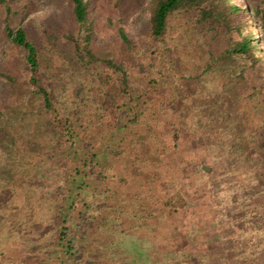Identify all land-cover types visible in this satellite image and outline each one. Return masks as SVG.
Masks as SVG:
<instances>
[{
	"label": "trees",
	"instance_id": "trees-1",
	"mask_svg": "<svg viewBox=\"0 0 264 264\" xmlns=\"http://www.w3.org/2000/svg\"><path fill=\"white\" fill-rule=\"evenodd\" d=\"M65 1L70 19L62 21L56 15L38 14L39 0H0L1 35L4 42L13 47L11 64L2 65L4 57L0 58V78L19 93H25L22 103L12 101L7 106L0 102V149L9 153L17 151L22 140L14 137L16 123L13 122L20 118L23 130H29L32 122L26 120L28 115L24 110L38 104L43 118L39 124L51 134L54 144V154L46 166L52 169L53 165L58 170L53 180L48 176L50 170L45 168L42 176L45 186L42 182L41 186L38 182L35 185L40 192L43 187L52 188L56 197L54 207L47 206L44 212L43 207L38 208V213H42L40 220L50 217L49 221H41L45 229L50 228L49 234L43 235L37 227H29L28 239L36 233L44 241L37 246L41 249L39 253L34 249L30 253V247L23 249L24 245L20 244V253L28 254H16L20 260L23 258L19 264L25 261L27 264H94V254L103 256L109 264H118L120 256L130 255L128 259L132 260L135 256L132 252L118 251L125 239L129 244L139 241L176 248L184 244L190 246L191 239L197 242L205 237L208 247L217 246L218 240L210 241L206 235L189 236L182 232L185 223L178 217H184L181 215L185 211L184 206L176 205V195L186 205V210L206 205L203 202L220 196L222 201L230 200L231 205L238 202L250 207L256 200L262 202L256 207L264 205V0L256 3L248 0H150L147 18L152 43L168 45L171 30L175 25L179 27L177 24L182 20L194 23L193 27L202 33H211L214 41L219 38L225 41L222 50L204 49L208 50L210 61L206 71L227 66L224 73L235 91L229 101L220 98L207 106L198 99L186 103L196 98L190 96L193 94L190 86L186 87L188 78L181 74V60L176 54L171 56L169 48L163 53L155 50L157 64H149L147 73L141 77L128 73L127 69L137 62L139 46L126 28L116 26L111 13L120 7L128 13L138 5L137 0ZM29 16L31 20L25 25L23 21ZM103 26L114 31L106 42L119 45L125 61L116 63L117 59H102L105 44L100 43L98 33ZM59 57L63 58L62 64L58 62ZM64 58L69 74L82 78L76 93L78 106L71 110L64 107L59 92L60 66ZM102 63L119 74L117 96L104 89L96 93L86 90L85 78H89L86 72ZM238 80L250 85L246 88L245 107L249 105L259 119L257 124L251 122L252 131L244 123L237 125L244 114ZM95 81L103 83L101 73L95 76ZM221 104H225L223 113L219 110ZM227 104L231 105L226 107ZM94 106H97V117L90 120L86 110ZM226 119L230 124L234 121L235 127H228ZM36 129L33 133L30 130L28 135L36 134ZM223 130L237 132V139L230 145L237 150L225 157L220 156V152L213 153L222 142L218 133ZM192 132L194 137L188 139ZM31 139V145L27 141L23 145L41 147L36 137ZM108 156H112L111 159ZM171 156H175L176 161ZM221 164L232 169L223 173ZM10 172L3 174L4 178L9 179ZM138 179L143 184H139ZM219 179H223L222 183L241 179L247 187L222 193ZM149 181L156 182L155 190L145 187ZM113 185L119 189L126 187V190L112 189ZM7 194L6 190L2 196ZM0 204V209L9 205L7 201ZM12 205L15 210V204ZM1 224L0 230L7 228ZM155 226H160L158 232L161 231L162 238L159 234L152 235ZM141 227L146 234L136 237L133 232ZM6 236L3 239L7 241L1 243L7 242V246L10 238ZM220 239L226 246L227 241ZM29 244L32 246V241ZM91 248L95 253L88 252ZM177 253L169 254L176 258L180 254ZM5 254L2 251L0 256L6 257ZM259 254L263 257L264 249Z\"/></svg>",
	"mask_w": 264,
	"mask_h": 264
},
{
	"label": "rangeland",
	"instance_id": "rangeland-1",
	"mask_svg": "<svg viewBox=\"0 0 264 264\" xmlns=\"http://www.w3.org/2000/svg\"><path fill=\"white\" fill-rule=\"evenodd\" d=\"M137 1L138 5L128 13H126L124 8L122 7H120L118 11L111 13L112 18L116 22V26L118 28H126L135 44L139 46V48L136 50L137 62L133 65V67L127 69L128 73L131 75L137 74L138 77H141V74L147 73L149 64H157V61L155 60H158V53L156 54L155 50H158L157 52L163 53L164 49L169 48L172 51L171 56L176 54L178 56L176 58H179L181 60V63L183 65L181 74L187 76L188 78V80L185 82L187 84L186 87L190 86L188 88L191 92H193V94L190 96H193L192 98H196V100L194 99L192 101L187 100V104H191L197 101V99L200 100L199 103H202V105L204 106H207L206 104L211 103L214 100L216 101L220 98L224 99L225 101H229L235 89H232L233 84L228 81V76L224 73V69H226L227 66L225 68H222L221 70L215 69L214 71H206L208 65L207 62L210 61L208 60V50H204L214 47L222 50L225 46V41H223L221 38L214 41L211 39V33H202V31H199L193 27L194 23L189 24L188 22L182 20L177 24V26L179 27H176L175 25V27L171 30V35L168 39V45L154 44L152 43L151 37L148 33L147 9L149 7L150 0ZM248 1L256 3L258 0ZM39 3L41 8L38 14L43 13L44 15V13H48L56 15V18L62 21L70 19V15L68 14L69 12L66 11L65 0H39ZM30 20L31 17L29 16L23 21V23L27 25ZM56 21L57 20H55V22ZM176 21L177 20H175L173 23H176ZM191 21L193 22V20ZM244 21H247V17L244 19ZM113 33V30L107 29L104 26L99 29V41L100 43L105 44V51L102 59H117L115 60V62L120 63V61H125V56L124 53L123 55H121L122 52H120L119 45H116L115 42H106V38H112L111 36ZM254 33L256 34L257 40L260 41V36L258 35L256 29H254ZM262 47L264 52V44H262ZM12 52V45L4 42L0 29V58H2V56L4 57V62L2 63V65L4 64L5 66H7L8 64L12 63ZM61 59L63 60V58H60V60L58 61L59 63L62 62ZM66 60L67 59L64 58L63 65L60 66V68H62V71L60 72L59 77L62 80H60L59 92L61 96H63L62 101L63 103H65L64 107L71 110L72 108H76L78 106V98L76 93L77 90L80 89V80L82 78L78 74H69V68L65 64ZM99 65L100 67L95 66L90 72H86L87 75L89 74V78H85L86 90H93L92 92L96 93L98 91L101 92L104 89L107 90L108 93L117 96L116 92L120 87L119 74H117L115 72V69L111 68L107 63H102ZM99 73H101L102 75L103 83L95 81V76H97ZM190 78L193 79L191 80ZM238 81L240 82V84L238 85V93L243 97L244 107L242 108V112L244 114H241L242 121L237 125L242 126V123H244V125H246L245 127L252 131L253 126L251 125V122L253 121L257 124L259 119L258 116L254 115V112L249 109V105L245 107L247 103L246 97L248 96V89L246 88L250 87V85L247 82H243L242 80ZM85 96L86 92L84 94L83 91V97ZM12 101H25V93H19L15 90L14 86L10 85L0 78L1 104L8 106ZM230 105L231 104H227L226 107H229ZM224 108L225 104H221L219 110L223 113L225 112L222 111ZM40 112L41 109L39 108L38 104L33 108L27 107V109L24 110V113L28 115L26 120L32 122L31 128L29 130H23L22 126L24 125V123H20L18 121L20 118L16 119V121L13 122L16 123L14 137L17 141L22 140V145L18 147L17 151H12L11 153H9L5 149H0V202L5 203L7 201L9 204L8 208L0 209V217L2 218L0 220V224L1 222H3L2 224H5V226L7 225V228L0 230V254L2 251L6 252V257L0 256V264L21 263L23 258L21 257L22 260H20L18 256L16 257V254L22 252L20 251V249H18V246H20V244L24 245L23 249L24 247H30V253H33L32 249H34L35 252H40L41 249H39L38 247L40 244H43L44 240L41 237L39 238L36 233L31 234L29 240L27 238V229H29V227L30 229L37 227L38 229H40V232L43 235H46V233L50 230V228L45 229L43 224L41 225L42 220L49 221L50 217L45 216L42 220H40L42 213H38V208L43 207L44 212L46 211L47 206L54 207V201L56 200V197L54 196V194H52V188L49 189L48 187H43L41 188L40 192V189L36 188L35 185L37 182L39 184L41 182L42 184L45 182L42 181V176H44L45 168H48L46 165L48 164L49 159L52 157V154H54V144L52 142L53 137L51 136V134H49V132L46 133V129L41 128L39 124V120H43V118L39 115ZM96 113H98L97 106L89 107L86 110L87 117L90 120L96 119ZM191 116L193 115L191 114ZM239 117L240 116L238 115V118ZM226 121L228 122L227 119ZM231 123L235 125L234 121H232ZM232 124L228 122V127H235ZM10 127H12L11 123H9V128ZM35 127H37L38 132L33 135H28V133H30V130L31 133L34 132ZM193 134L194 133L192 132L188 139L194 137ZM249 134H251V132ZM218 136L219 140H221L222 142L218 146V149L213 151L214 154L220 152V156L225 157V155L228 156L231 152L237 150L234 149V147L230 148V145H232L233 141L237 139L236 131L230 133L223 130L218 133ZM33 137H36L38 144H41L40 148L35 146L26 147V143L23 145V142L25 141H27L29 145H31L33 142L31 138ZM108 152H110V150H108ZM185 155H187L186 152ZM110 157L112 156H108V159H111ZM171 158L176 161L175 156H171ZM220 167L223 173L232 169L228 165L224 164H221ZM204 168L208 172L211 171V169L206 166ZM48 169L51 172L48 176H51V178L54 180V175H56V173L58 172L57 167L52 165V169ZM9 170H11V175H9L10 180L7 179L6 176L4 178L3 175L8 174ZM175 170L177 171V168H175ZM188 176L190 177V174H188ZM186 179L187 181H189L188 177H186ZM7 180H9L10 182H7ZM222 180L223 179L218 180V183H221L218 184L219 188H221L219 191H221L222 193L225 191H229L231 188L239 191L240 189L247 187V184H245L241 179L233 181L234 184L233 182L231 183V181L230 183H222ZM123 181H126V179H124ZM137 182L139 184L140 182L141 184H143L141 179H138ZM122 184L124 186L127 185V183L125 182H123ZM43 185L45 186V184ZM114 187L116 190L123 192L126 190V187H120L121 189H119L117 188V185L111 186L112 189H114ZM145 187L153 191L156 188V182H146ZM6 190L8 191V194L6 197H4L2 195H4V192ZM176 196V200L178 202L176 205L178 206V208H182L184 206L183 210L185 211L181 215L184 217H178L180 221L185 223V230H182V232L188 233L189 236L193 235L199 237L206 235V237H208V240H218L219 243L217 246L215 245L213 247H208L205 237H203L201 241L197 242L196 240L193 241L191 239V264H207L206 262L210 259L212 260L210 264H230L228 262L231 260L234 264H253L252 261H250L252 258L248 259V257L252 256L251 254L257 255L262 249H264V236L261 235L262 233H264V205L256 207V204L262 203L260 200H256L257 202L252 203L249 207L246 205L244 206V204L238 202H235L234 205H231L229 204L230 200L227 199L225 201H222L220 196L219 198L214 199L211 202H203V204L206 205L193 206L191 209L186 210V205L183 204L181 198H179L178 195ZM12 204H15V210H12L14 206ZM30 208H32L33 211H28ZM194 208H196L197 210L193 211ZM190 210H192L193 213H190ZM187 211L188 214L186 213ZM241 212L243 213L241 214ZM185 213L187 215H185ZM158 228L160 229V226ZM158 228L157 226L153 227V229L157 231ZM128 229L129 228H126V230ZM136 230H138L139 233L143 232L142 227L141 229ZM135 231L133 232L134 234ZM47 234H49V232ZM4 236H6V238H10L9 244L7 246V242L4 244L1 243L7 241V239H3ZM159 236H161L162 238L161 234H159ZM159 236L155 237L158 238ZM21 237H23L24 239H22ZM221 237H223V242H225V240L227 241L226 246L223 245L222 239H220ZM29 241H32V246H30ZM16 242L18 244H16ZM127 242L128 241L125 239L123 245L129 244ZM199 249L201 250V252L204 250L206 251V249L208 250L207 256L209 255V258L205 259L204 262H202L203 259L198 258L199 255L201 256ZM255 251L259 252L255 253ZM25 253L27 256V252L20 254L21 256H25ZM210 255H213L214 259ZM7 256L9 258H7ZM222 256L227 257L226 259H224L222 258ZM229 257L231 259H229ZM256 260L258 261V264H263L264 255L262 257V254H259L256 257ZM27 263L28 262L25 261V264Z\"/></svg>",
	"mask_w": 264,
	"mask_h": 264
},
{
	"label": "crops",
	"instance_id": "crops-1",
	"mask_svg": "<svg viewBox=\"0 0 264 264\" xmlns=\"http://www.w3.org/2000/svg\"><path fill=\"white\" fill-rule=\"evenodd\" d=\"M153 233L152 235H158L161 234V232H158L157 230L155 231L154 229H152ZM135 236L138 237L140 236V234H146L145 231L143 232H138V230L135 231ZM99 249V247H94V249ZM103 248V247H102ZM93 252V248H91L90 250H88V252ZM118 251H120V253H129L132 252L135 254L134 259H128L131 258L130 255H124V256H120L119 258V263L118 264H191V255L190 252H192V245H188L184 244L181 247H172L170 245H160L158 246L157 244H143L139 241H135L134 244H125V245H120L118 248ZM198 251V249H197ZM174 252H179L180 254L176 256V258L174 257V255H170L174 254ZM208 250L206 249V251L204 250L201 253L200 250V254L198 258L199 259H203L202 262L205 261L206 258H208L206 256ZM156 254V255H152V256H146L143 254ZM187 253V254H186ZM178 254V253H177ZM205 255V256H202ZM252 256H249L248 259H251L250 261H252L253 264H258V261L256 260V257L258 256V254H251ZM94 257L96 258V260H94V264H109L107 260H104L103 256H99L97 254H94ZM227 257V256H226ZM225 256H222V258L226 259ZM229 259H231L229 257ZM221 260V259H220ZM92 261V260H90ZM232 260L229 261L228 263L231 264ZM263 262V260H262ZM201 264V263H199ZM234 264V263H233Z\"/></svg>",
	"mask_w": 264,
	"mask_h": 264
}]
</instances>
